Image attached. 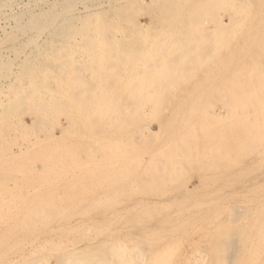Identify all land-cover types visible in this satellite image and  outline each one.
I'll list each match as a JSON object with an SVG mask.
<instances>
[{
    "label": "bare ground",
    "instance_id": "bare-ground-1",
    "mask_svg": "<svg viewBox=\"0 0 264 264\" xmlns=\"http://www.w3.org/2000/svg\"><path fill=\"white\" fill-rule=\"evenodd\" d=\"M148 2L144 7L143 0H0L3 262L9 259L5 256L7 250L18 248V252L19 246L41 236L43 241L45 228L60 223L57 239L80 229L81 235L88 231L89 237L93 231L104 235V240L96 244L97 248L92 242L87 244L80 255L66 246L62 253H45L30 261L22 257L26 252L21 256L15 250L19 258L16 256L11 264H133L142 258L144 248L159 240L150 238L155 234L153 227L154 234L150 233L151 227H145L150 230V239L136 237L132 241L134 237L130 236L121 243L117 238L120 228L115 227L120 214L109 206V199L117 195L131 197L133 193H147L146 199L153 193L155 198L156 193L159 199L161 188L172 187L185 174L194 173L197 189L205 194L196 189L199 194L194 193L200 197L196 200H201L200 193L203 198L213 197L212 205L208 204L213 212L200 203L212 212L211 221L207 220L208 235L204 231L202 236L209 248L201 256L202 261L264 264V196L259 197L264 194V185L246 188L249 179L264 175V0ZM78 5H82V11ZM134 8L150 17L147 26L130 14ZM217 104L220 109L213 110ZM27 115L31 118L29 124L24 121ZM61 117L67 123L65 127L59 122ZM151 122L157 123V132L149 129ZM222 179L229 188L236 189L224 199L226 203L221 199L223 195L219 198V189L213 190ZM226 185L218 188L226 189ZM183 188L181 193L186 192ZM171 194L166 196L176 200ZM235 197L238 200L233 204ZM112 203L119 205L118 200ZM165 204V211L170 212L168 206L176 203ZM192 206L188 211L194 210ZM129 208L126 213L133 209ZM158 208L154 210L160 212ZM149 210L143 211L152 217L154 213ZM195 211L194 215L199 214ZM143 214L132 219L141 221L144 217L146 224L140 222L144 225L153 221L151 217L147 221L148 214ZM187 215L185 218L189 216L194 224L193 214ZM197 216V221L201 220ZM72 218H85L84 224H90H66ZM166 218L160 224H169L174 217L168 221ZM179 218H175L176 225L171 221L175 226L172 228L179 225ZM184 219L180 224L185 223ZM136 221L124 222L122 227ZM79 223L87 230L83 231ZM168 226L164 224L159 231H175ZM183 227L179 231L176 228L177 233ZM164 234L160 236L164 238ZM85 235L82 238H87ZM173 239L172 243L177 244L179 239ZM157 248L156 244L151 249ZM151 249H146L147 255L153 254ZM170 249V255L161 247L159 254L156 250L155 255L162 259L156 256L155 264H171L167 263L173 258ZM163 255H167L166 260ZM196 262L193 259L192 264Z\"/></svg>",
    "mask_w": 264,
    "mask_h": 264
},
{
    "label": "rangeland",
    "instance_id": "rangeland-1",
    "mask_svg": "<svg viewBox=\"0 0 264 264\" xmlns=\"http://www.w3.org/2000/svg\"><path fill=\"white\" fill-rule=\"evenodd\" d=\"M34 1H37V0H23V2H34ZM149 0H143V6L145 7V4H149V2H148ZM254 1H256V0H254ZM78 9L79 10H83V8H82V5H78ZM135 9V10H134ZM134 9H132L131 10V12H130V14H133V16H135V18L137 19V21L139 20V23L141 24V25H143V26H147L148 24H149V21H150V17H149V19H148V15H146L145 13V15L144 14H141V13H143V12H139L138 13V11H137V9L136 8H134ZM134 10V11H133ZM136 12V13H138L139 14V18L138 17H136V16H138V14H136V13H133V12ZM144 16V17H143ZM224 19H222V20H224V21H222L223 23H226L227 22V18L226 17H223ZM149 20V21H148ZM79 55H81L83 58H84V56L82 55V54H79ZM78 54L76 55V57H78L79 56ZM220 109V106H219V104H217V105H215L214 107H213V110H219ZM61 119V120H60ZM59 119V122H60V124H61V126H63V127H65L66 126V121L61 117ZM28 120V121H27ZM24 121H25V123H27V124H29V123H31V118L27 115V116H25L24 117ZM149 126H150V130L152 131V132H157L158 131V125H157V123L156 122H151L150 124H149ZM58 130V129H57ZM55 134L56 135H58L59 134V130L58 131H55ZM10 135L11 136H14V133H10ZM38 136H40V137H43V134L42 133H39L38 134ZM193 174V175H192ZM188 175H189V177H191V179L190 178H188ZM187 176V177H186ZM194 176H196L197 177V175H195L194 173H188L187 175L185 174V176L182 178V179H186L187 180V182L186 181H183L181 178V180L179 179L178 181H180L179 183L177 182V184H175V185H173L172 187H169V188H161V192H162V194H161V192H160V195H159V193H157L158 194V197L159 196H161L159 199L156 197L157 195H156V193H155V198H157V199H155V198H153L154 196V193H153V195L151 194V193H149V195H152L151 197L153 198H148L149 196H148V194L147 193H139V194H137V195H139V197L135 194L134 195V193H133V195L131 194V197H129V196H127V197H124L125 198V200H124V198L123 197H120V198H118L119 197V195H117V196H113L111 199L113 200H115V203H117V200H118V203L117 204H119V205H116V204H114V203H112V202H114V200L112 201L111 199H109V198H107L106 200H110L109 202H110V205L109 206H112V210L114 211V210H116V211H118L119 212V218H116L117 219V221H115L116 223L118 222V224H117V226H115V227H117V228H120L119 229V231L117 232V238H119V241L122 243V241L121 240H127L128 241V239H131V237H134V238H132L131 240L132 241H134L135 240V238L137 237V239H138V237L139 238H141V237H145V238H149V235H150V233H153L154 234V232H155V234L156 233H158L157 235H159V233H161L160 235H163L164 233H167L169 230H165L164 229V231H166V232H164V233H162V232H160L161 231V229H163V228H165L164 227V224L165 225H169L168 226V228L170 229V228H172V227H175V226H173L172 224L174 223V225H176L177 224V222H178V220H176L175 218H179L178 216L180 215V217H182V218H179V221H180V223H181V220H183L184 218H185V216H186V214H188V215H190V214H193L192 215V217L194 216L195 218H196V221H197V215H199V219L201 218V220H199V221H197V222H200V223H198V224H196V221H195V225L193 224V223H191V221L193 220V219H189L188 217H186L185 219L187 220H190V223L188 222V224H186L187 222H186V220H185V223L183 224V222L184 221H182V224H180L179 223V225H177L176 226V228L179 226H181V227H183V226H187V227H191L190 229L188 228H185V227H183V228H185L186 229V231H185V229L184 230H182L180 233H177L178 231H179V229L181 230V227L178 229V231H176L177 229L176 228H172V230L174 229L175 231H173V232H168V233H170V234H172V235H170V234H164V235H166V236H164V238L166 239V237L168 238V240L166 239H164V238H162L160 235H159V237L157 236V235H155L154 234V236H152V235H150L151 237L150 238H154V237H156V238H154V239H156V240H159L158 241V243L160 244H158V243H153V245H151L150 247L152 248H155V245L157 244L158 245V250L160 251V247H161V249L164 251V250H166V251H164V252H166L168 255H170L169 253H168V250L170 249V252H172V255L171 256H173V258H171V260H167V263H168V261H170L169 263H171V264H192V262H193V259H194V261H195V259H196V263H194V264H206V262L205 261H202V258H201V256H205V254L206 253H208V244H207V242H206V240L205 239H202V236H204L205 234H207L208 235V230H209V223L207 222V220H209V222L211 221V219L209 218L211 215H210V213H212L213 212V209H212V207L211 206H209L210 204L212 205V202L213 201H211V200H213L211 197H209V195L207 196L206 195V197L205 198H203L204 197V192H202L201 190L199 191L197 188H198V177L195 179L194 178ZM193 178V179H192ZM188 179H190V180H188ZM183 184H182V183ZM190 183V184H189ZM260 183H262L263 185H264V175L263 176H258L257 175V177H255V178H253V179H249L247 182H246V184L248 185V187H246V188H249V189H251L250 187L252 186V185H254V184H260ZM184 184L186 185V186H184ZM223 184H227L226 185V189H220V188H218V187H221V188H225V185H223ZM177 185V186H176ZM181 185V187L183 188V186H184V188L186 187L187 189H184L183 188V190L184 191H186L185 193L184 192H182L181 193V187H179ZM183 185V186H182ZM193 186H197L196 188L195 187H193ZM216 186V187H215ZM215 186H214V188H213V190H217V189H219V192H220V195H219V198H220V196L221 195H223V196H221V199L222 200H224L225 198L226 199H228L229 198V195H230V191L231 192H234V190L236 191V189L235 188H229L230 186H228V182L226 183L225 182V180L224 179H222V180H220V181H217V183L215 184ZM193 187V188H192ZM209 189L211 188V187H208ZM229 188V189H228ZM167 189H168V191H167ZM177 189H179V190H177ZM189 189H195V191H193L192 190V192L191 191H188ZM199 192H202V193H200V196H201V200H196L197 198L199 199L200 197H196V196H199L198 194V191ZM163 190H165V191H163ZM171 190V191H170ZM174 192H173V191ZM220 190H223V191H220ZM256 190H259V191H261V189H260V187H257V189ZM119 191V190H118ZM178 191V192H177ZM180 191V192H179ZM187 191H188V193H187ZM208 191V193H210L209 191L210 190H207ZM218 191V190H217ZM173 193V194H171V193ZM194 192H197L196 194L194 193ZM168 193V194H167ZM179 193V194H178ZM184 193V194H183ZM188 195H187V194ZM189 193L191 194H195V196H194V194L192 195H189ZM225 193H227V194H225ZM229 193V194H228ZM143 195V197L141 196V195ZM144 194H147V199H146V196H144ZM172 195V197H173V199L176 197V200L174 199V200H172V198L170 197V196H166V195ZM178 194V195H177ZM130 195V194H129ZM186 195H187V197H186ZM137 196V197H136ZM164 196V197H163ZM183 196V197H182ZM192 196V197H191ZM262 196H264V194H259V197H262ZM102 196H100L99 198H101ZM145 197V198H144ZM170 197V199L169 200H167L168 198ZM190 198V200L188 201V200H186V198ZM228 197V198H227ZM121 198H123V199H121ZM129 198H132V199H129ZM183 199V202L181 203V204H183V205H181L180 206V201ZM185 198V199H184ZM202 198H203V200H202ZM236 199L235 200H233V204H235L236 203V201L238 200V198L237 197H235ZM128 201H127V200ZM136 199V200H135ZM180 201H179V200ZM195 199V201H193V200ZM206 201H205V200ZM232 199H234V198H232ZM105 200V199H104ZM120 200V201H119ZM124 200V201H123ZM142 200H143V202H145V203H143L142 202ZM146 200H147V202H146ZM150 200V201H149ZM170 200H172L171 202H170ZM178 200V201H177ZM185 200V201H184ZM192 200V201H191ZM211 201L210 203H208L207 201ZM121 201H122V203H121ZM130 201H131V203H130ZM134 201V202H133ZM149 201V202H148ZM186 201H187V203H186ZM225 201V200H224ZM223 201V202H224ZM120 202V203H119ZM135 202H136V204H135ZM140 202V203H139ZM143 204H142V203ZM152 202V203H151ZM165 202L166 203H168V205L169 204H171V203H178L179 205H176L175 204V206L174 205H170V206H173V208L172 207H170V206H168V208H170V212H168L169 211V209L167 210V211H165L166 209V206H164L163 204H165ZM170 202V203H169ZM195 202H196V204H195ZM204 202V204L207 206L208 204V206L209 207H211L210 208V210L212 211V212H209L208 213V211L207 210H209V207L207 208L206 207V213H205V210L203 209L204 207H202V205H204V204H202V205H200V203H203ZM206 202H207V204H206ZM227 201H225V203H226ZM124 203V204H123ZM127 205H126V204ZM147 203V204H146ZM156 203H161V207H163V208H161V207H159L160 206V204H157L156 205ZM163 203V204H162ZM185 203L187 204V206L188 207H190V205H193L192 207L194 208V210L196 209V211H195V213L197 212H199V214H196V215H194V210L192 211L191 210V212L190 211H188L190 208H186L185 206ZM123 204V205H122ZM145 204H146V206H145ZM153 204H155L156 206H154ZM121 205V206H120ZM135 205V207H133ZM140 205H141V207H144V209L146 210L147 209V212L148 213H150V210L149 209H151V211H153V212H151V214L152 213H154V214H152V217L148 214H146V212L145 211H143L144 209H142L141 207H140ZM143 205V206H142ZM149 205V206H148ZM166 205V204H165ZM196 205H199V208H200V206L202 207V208H198V206H196ZM176 206H180V208H175L174 209V207H176ZM113 207H115V208H113ZM122 207H125V208H122ZM129 207H131V208H133L132 210H135L134 208H136V207H140V208H138V209H136L135 211H137L136 213L138 214V217L140 216H142V212H144L145 213V215H147L146 216V218H147V221H149V219L148 218H152L153 219V223L152 222H150L151 221V219H150V223H148L147 221V225H144V224H146V223H144V221L143 220H145V218L143 217L142 219L143 220H141L143 223V226H142V224L140 223L141 221H140V219L138 220V221H136V219H138L137 218V214H135V211L133 212L132 210H131V212L129 213H126L127 211H129ZM154 207V208H153ZM159 207V208H158ZM117 208V209H116ZM127 208H129V209H127ZM155 208H158L159 210H160V212H157V209L156 210H154ZM184 208H186V210L184 209ZM126 209H127V211H126ZM140 209V210H139ZM164 209V210H163ZM173 209V210H172ZM179 209V210H178ZM182 209V210H181ZM184 209V210H183ZM197 209H199V210H197ZM202 209H203V211H202ZM119 210H121V211H119ZM178 210V211H177ZM180 210L181 211H185V215L184 214H182L181 212H180ZM209 210V211H210ZM125 212V213H123V214H125V217L128 215H130L129 216V219L130 220H128V218H125V217H121V216H124V215H122V212ZM172 211V212H171ZM178 213H180V214H178L177 215V212ZM121 212V213H120ZM133 212V213H132ZM166 212H167V214H166ZM176 212V213H175ZM203 212V213H202ZM97 213L98 214H101V212H98L97 211ZM96 213V214H97ZM160 213H162V216H161V214ZM168 213L171 215H175V216H167L168 215ZM116 214V213H115ZM133 215V216H132ZM134 215L136 216V219L134 220V219H132V218H135L134 217ZM144 214H143V216H145ZM154 215V216H153ZM156 215H157V217L158 216H161V217H168V218H166L167 219V221L168 220H170V217H174L173 219L176 221V223H175V221H173V219L172 220H170V223L169 224H167V223H161V224H163V225H161L160 224V222L164 219V217L163 218H161L162 220L160 221L159 220V217H158V220H157V217H156ZM177 215V216H176ZM201 215V216H200ZM202 215H203V217H202ZM207 215H208V217H207ZM251 215V214H250ZM127 216V217H128ZM191 216V215H190ZM197 216V217H196ZM121 217V218H120ZM139 217V218H140ZM156 217V218H155ZM205 217H206V219H205ZM155 218V219H154ZM191 218V217H190ZM205 219V221H204V219ZM84 219V220H83ZM83 219H81V218H72V219H70L69 221H68V223H66V224H69V225H71V224H75V221H77V222H80L82 225H84V226H88L89 224L86 222L85 224H84V222L86 221V219L85 218H83ZM121 219L122 220H124V221H121ZM126 219H127V221H131V220H133V221H136L137 223H135V222H133V224H131L130 226L127 224V226H123L122 227V225H125L126 223H124V222H127L126 221ZM166 219L164 220V222L166 221ZM113 220V219H112ZM173 223H172V222ZM204 221V222H203ZM113 222V221H112ZM115 222H113V223H115ZM163 222V221H162ZM206 223V225L204 224V225H200V224H202V223ZM79 223V224H80ZM127 223H129V222H127ZM80 224V225H81ZM138 224H141L140 226H138ZM151 224H152V226H151ZM207 224H208V226H207ZM240 224H242L243 225V223H240ZM55 225V224H54ZM51 226V225H49V226H47V228H45V231H44V237H43V239L44 240H46L47 241V243H46V241H41V238H42V236H41V238L39 237V239L36 241H33V242H31L30 244L28 243L27 245H31L30 247L29 246H19V248H21V250L19 249V253L17 252V250H18V248H16L15 250H16V252L19 254V255H21L22 256V254H21V252L24 254L25 252V255H23L22 257H25L26 258V260L27 261H30V260H32L33 258H36L38 255H44L45 253H56L57 251H59V250H61V251H59V252H61L62 253V250H63V248H65L66 246H67V248L68 249H72L73 251L74 250H76L77 252L76 253H78L77 255H80L79 253H82L81 251H83L84 249H83V247H85V246H87L88 247V245H89V243H91L94 247H96L97 248V246H96V244H101L100 243V241L103 239L104 240V235H96V233L95 232H93V231H91L90 232V234H89V237L87 236L88 235V231L86 232L85 230H87L86 229V227L84 228V230H83V227H82V225H81V228H82V230L83 231H85V233L83 232V235H85L87 238H90L91 237V239H90V241H89V239H87V238H82V236L83 235H81L82 234V232H80L81 230L79 229L78 230V232H75L73 235L75 236V238H74V236L71 234L70 236H68V237H70V238H68V237H63L62 236V238H64L63 240L64 241H61L62 240V238L61 239H57V238H59L57 235H59V233L57 234V232H58V228H61L60 226H62L60 223L58 224V223H56V225L55 226ZM120 225V226H119ZM134 225H136V226H134ZM155 225V226H154ZM172 225V226H171ZM183 225V226H182ZM51 226V227H50ZM200 226V227H199ZM241 226V225H240ZM122 227V228H121ZM131 227H133V229H131ZM135 227V228H134ZM148 228V229H150V227H151V231L150 230H148L147 229V231H146V228ZM152 227H153V229H154V232H153V230H152ZM161 227V228H160ZM195 227V228H194ZM50 228L53 230H51L50 231ZM80 228V227H79ZM88 228H90V227H88ZM137 228H139V229H141V231L139 230V229H137ZM55 229V230H54ZM156 229H158L157 231H159V232H157V231H155ZM139 230V231H138ZM144 230V231H143ZM197 230H198V233H196L197 232ZM201 232H200V231ZM56 231V232H55ZM146 231V233H144ZM149 231H150V233H149ZM163 231V230H162ZM204 231H206L207 233H205ZM49 232V233H48ZM119 232H121V233H119ZM135 232V233H134ZM183 232V233H182ZM56 233V234H55ZM127 233H129L128 234V236H127ZM134 233V234H133ZM136 233H137V235H136ZM205 233V234H204ZM48 234V235H47ZM55 236H54V235ZM93 234H95L96 235V238H94V235ZM121 234V235H120ZM131 234V235H130ZM148 234V237H146V235ZM200 234V237L199 238H201V239H199L198 238V235ZM50 235H51V237H50ZM124 235H125V237H124ZM133 235H135V236H133ZM98 236V237H97ZM115 236V237H116ZM122 236V237H121ZM131 236V237H130ZM172 236H173V238H172ZM197 236V237H196ZM73 237V242L72 241H69V240H72L71 238ZM99 237H101V239H99ZM103 237V238H102ZM68 238V239H67ZM77 238V239H76ZM82 238V239H81ZM149 238V239H150ZM170 238L171 239H173L174 241H175V238H177V239H179V240H176L177 242V244H174L175 242H173L172 243V241L170 240ZM50 239V241H48ZM65 239H66V241L68 242H66L65 241ZM86 239V240H85ZM95 239L97 240V241H95ZM198 239H199V241H198ZM92 240H94V241H92ZM103 240H102V242H103ZM131 240H129V241H131ZM160 240H162V242L163 241H168V242H163V244H162V242L160 241ZM202 240V241H201ZM38 241H39V243H38ZM81 241V242H80ZM180 241V242H179ZM35 242V243H34ZM41 242V243H40ZM43 242H44V244H43ZM49 242V243H48ZM72 242V243H71ZM84 242V243H83ZM86 242V243H85ZM95 242V243H94ZM97 242V243H96ZM124 242V241H123ZM154 242H156V241H154ZM52 243H53V245H52ZM60 243H62V245L60 244ZM66 243V244H65ZM69 243H71V244H69ZM76 243V244H75ZM165 243H167V245L165 244ZM170 243H172V244H170ZM203 243V244H202ZM32 244H34V245H32ZM39 244V245H38ZM49 244H51V245H49ZM59 244L61 245L60 247H59ZM88 244V245H87ZM129 245L130 244H132V242H129L128 243ZM164 245L165 247L163 248V246L162 245ZM196 244V245H195ZM205 244V245H204ZM206 244H207V246H206ZM44 245H45V249H44ZM58 247H57V246ZM77 245H79V246H77ZM84 245V246H83ZM172 247H171V246ZM195 245V246H194ZM201 245H203V246H201ZM38 246V247H37ZM43 246V247H42ZM48 246V247H47ZM53 246V247H52ZM54 246H56V247H54ZM74 246V247H73ZM160 246V247H159ZM168 246H170V247H168ZM174 246V247H173ZM82 247V248H81ZM150 247H148V248H144V250H145V252H144V254H143V256H142V258H143V261L145 262V260L147 259V260H149V261H147V262H145V263H147V264H151V262H152V264H155V261H156V259H157V257H159L160 258V256L158 255H155V253L154 252H156V250L154 249H151ZM157 247V246H156ZM23 248V249H22ZM33 248V249H32ZM36 248H40L39 250L38 249H36ZM49 248H51L50 250H49ZM81 248V249H80ZM166 248V249H165ZM167 248H168V250H167ZM195 248V249H194ZM206 248H207V250H206ZM41 249H44V250H42V252L40 253V250ZM56 249V250H55ZM58 249V250H57ZM83 249V250H82ZM86 249V248H85ZM146 249H151L152 250V252H153V254L152 253H150L149 254V252H148V255L146 254ZM13 251L14 249H9V250H7L6 252V257L7 258H9V259H6V260H4V262H3V260L1 259L0 260V264H3V263H5V264H11V263H13L15 260H17V257L19 258V255L18 254H16V252H15V250L12 252V253H14L15 254V258L13 257V259H12V256H14V254L12 255V253L10 252V251ZM31 250V251H30ZM157 250V251H158ZM24 251V252H23ZM148 251V250H147ZM150 251V250H149ZM159 251L157 252V254H159ZM163 251H161L162 253H163ZM151 252V251H150ZM4 253V252H3ZM9 253H11L10 255H12V256H9ZM202 253L204 254V255H202ZM2 253H0V255H1ZM146 254V255H145ZM27 255V256H26ZM5 256H3L2 258H6ZM17 256V257H16ZM20 256V257H21ZM153 256V257H152ZM157 256V257H156ZM164 256V255H163ZM167 255H165L164 256V260H166L165 259V257H166ZM142 258L139 260H135V261H133V264H145V263H143V261H142ZM146 258V259H145ZM154 258V261H152L151 259H153ZM168 258V257H167ZM161 259H162V256H161ZM169 259H170V257H169ZM201 259V260H200ZM159 260V259H158ZM142 261V262H141ZM3 262V263H2ZM137 262H139V263H137ZM141 262V263H140ZM157 262V261H156ZM159 262H161V261H159ZM166 262V261H165Z\"/></svg>",
    "mask_w": 264,
    "mask_h": 264
}]
</instances>
